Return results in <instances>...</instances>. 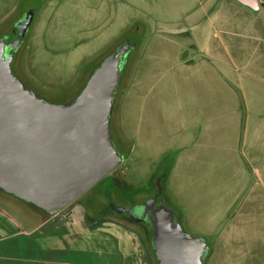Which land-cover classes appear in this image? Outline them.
Instances as JSON below:
<instances>
[{
  "label": "crops",
  "instance_id": "obj_1",
  "mask_svg": "<svg viewBox=\"0 0 264 264\" xmlns=\"http://www.w3.org/2000/svg\"><path fill=\"white\" fill-rule=\"evenodd\" d=\"M20 1L0 0V16L16 15ZM76 1L79 16L94 23L105 3L127 8L123 0ZM175 1L173 16L189 28L149 29L117 103L119 128L132 143L128 157H173L167 194L182 227L210 243L205 264H264V0L256 8L238 0ZM134 19L130 14L102 46ZM74 223L58 215L24 228L0 207V264H67L77 250L69 245ZM102 224L94 239L107 246L93 249L121 258L135 231L113 218Z\"/></svg>",
  "mask_w": 264,
  "mask_h": 264
},
{
  "label": "water",
  "instance_id": "obj_2",
  "mask_svg": "<svg viewBox=\"0 0 264 264\" xmlns=\"http://www.w3.org/2000/svg\"><path fill=\"white\" fill-rule=\"evenodd\" d=\"M252 8L256 0H238ZM25 10L0 37V189L54 214L79 198L125 159L110 127L115 93L134 44L116 45L92 70L71 100L37 95L12 71L14 54L35 15ZM15 39L10 41L11 37ZM110 210L146 224L158 264H205L202 236L187 233L161 190L131 207Z\"/></svg>",
  "mask_w": 264,
  "mask_h": 264
},
{
  "label": "rangeland",
  "instance_id": "obj_3",
  "mask_svg": "<svg viewBox=\"0 0 264 264\" xmlns=\"http://www.w3.org/2000/svg\"><path fill=\"white\" fill-rule=\"evenodd\" d=\"M119 2L117 1L116 4ZM113 4L102 5L98 23L88 21L81 14L79 16L76 0H21L18 2L16 15L11 14L6 17L1 15L0 37L6 34L3 32L5 27L17 16L19 9L22 11L29 8L36 9L32 24L24 36L23 42H26V46L18 55V60L22 58L28 75L33 79V82H30L18 73L26 88L50 101L65 102L71 99L80 87V80L77 83L75 81L78 78L81 62L101 50L109 35L121 22L129 20L130 14L134 18H139L133 20L140 23V28L133 33L142 39L146 38L149 29H175L179 26L189 28V24L173 16L178 10L175 0H123L121 4L127 8L116 6V9ZM124 16L127 18L124 19ZM147 21L149 24L146 23ZM261 21H263L262 28L258 35L261 37L260 40L264 36V18H261ZM40 85L50 88L41 91L38 88ZM55 89L64 90L56 92ZM149 161L147 158L136 157L134 153H131L117 168L91 188V192L97 194L100 205L98 213L102 214L101 218L83 212L68 214L67 211L77 208L81 199L54 214H47L0 189V205L15 214L18 224L24 228L36 221L42 224L55 216L69 215L70 220L75 222L69 230L70 239H75L70 241L69 245L75 249L72 248L70 251L77 250L69 257L67 264H107L105 260L108 259L114 260L116 264H154L153 258L141 242V235L134 229L137 236L134 235L130 250L122 251L121 258L116 257V252L109 251L102 254L93 249V246H107L101 239H94L99 237L94 236V233L105 230L102 220L116 216L117 213L115 214L108 207L110 202L131 207L150 198L156 192L159 186V175L163 173V170L155 169L157 164ZM232 167L234 168L233 163ZM230 173H232L231 167ZM138 185H142L141 191L132 192L131 187ZM247 191L246 186L239 194L240 198L246 197ZM259 194L260 199L264 200V192L260 190ZM163 199L168 202L165 197ZM237 206L238 203L234 209ZM27 215L32 216L29 218ZM119 215L124 219L128 218L124 213ZM183 229L186 231L184 227Z\"/></svg>",
  "mask_w": 264,
  "mask_h": 264
},
{
  "label": "trees",
  "instance_id": "obj_4",
  "mask_svg": "<svg viewBox=\"0 0 264 264\" xmlns=\"http://www.w3.org/2000/svg\"><path fill=\"white\" fill-rule=\"evenodd\" d=\"M139 21H132V23L130 25H128L127 27H125L115 38H113L110 42H108L101 50H99L95 55L90 56L88 59L84 60L81 62V68L78 74V78H76L77 80L75 81V83L78 82V80H80V87L78 88V91L76 92V94L72 97L74 98L79 91L81 90V88L83 87L85 81L87 80L88 76L90 75V73L92 72V70L98 65L99 61L108 53L110 52L116 45H118L119 43H121L124 40H127L130 44H134V48L133 51L131 53H129L128 57H127V62L123 68L121 77H120V81L115 93V100H114V104H113V109H112V114H111V120H110V127H111V132L113 135V139L116 143V145L118 146V148L120 149L121 153L125 156V158L128 157L132 143L131 141L125 136V134L121 131V129L119 128L118 125V120L116 118V111H117V103L119 102L123 89L127 86V83L131 77L132 74V70L133 67L135 65V63L137 62L139 55H140V51L142 48V44H143V40L145 38H141L140 36L137 37L135 35V33H133L134 30H137L140 28L139 26ZM13 38V36H12ZM26 46V42H23V44L20 46V48L17 50L16 55H15V62L17 64V70L18 73L21 74V76L24 78H26L28 81L33 82V79L28 75L24 63L22 61V58L20 57L18 60V55L19 52L24 49ZM14 73V72H13ZM15 75V74H14ZM16 77L17 74H16ZM20 79V77H18ZM74 83V84H75ZM39 90L44 91L50 87L47 86H38ZM53 89V88H52ZM51 89V90H52ZM64 89H55L54 91L56 92H60L63 91ZM39 95V94H37ZM71 98V99H72ZM69 99V100H71ZM157 164L155 169H162L163 173H161L159 176V186L157 188V190H161L163 197H165L168 201V203H170L172 205V209L174 210V212L176 213L179 221H180V217H181V211L179 210V208L176 206V204L172 201V199H170L168 197L167 194V188H166V184H167V180H168V176L169 173L171 171L172 165H173V157H160L155 165ZM132 188V192H138L141 191L142 189V185H138V186H134L131 187ZM21 200V199H20ZM23 201V200H22ZM25 202V201H24ZM27 203V202H25ZM37 209H39L38 207L34 206L31 203H27ZM2 209H5L6 211L9 212V210L5 207V206H1ZM42 212H44L42 209H39ZM45 213V212H44ZM116 214V213H115ZM15 217L16 215L13 214ZM126 215V214H125ZM104 216V215H103ZM127 216V215H126ZM128 217V216H127ZM113 219L131 227L134 230H137V232L141 235L143 242L146 245V248L149 252V254L151 255V257L153 258V263L154 264H158L154 253H153V249L150 245L149 242V228L146 224L143 223H136V222H132L129 218L124 219L123 217H120L119 214H116V216L113 217ZM210 251H211V245H210ZM209 251V253H210Z\"/></svg>",
  "mask_w": 264,
  "mask_h": 264
},
{
  "label": "flooded vegetation",
  "instance_id": "obj_5",
  "mask_svg": "<svg viewBox=\"0 0 264 264\" xmlns=\"http://www.w3.org/2000/svg\"><path fill=\"white\" fill-rule=\"evenodd\" d=\"M14 39H15V36H13V38L11 37L10 41H12ZM23 40H24V38H23ZM22 44H23V41H22L21 45ZM20 46L18 47V49L20 48ZM17 50H16V52H17ZM16 52L14 54L11 67H12V71L14 72L15 76L17 74V76L19 77L18 70H17V64H16V62L14 60L15 59ZM96 195L97 194H95L94 192H91V188H90L88 191H86L84 194H82L79 198H77L75 200V201H77V200L81 199V201L78 203L77 208H73L72 210L67 211V213H69V214L70 213L75 214V213H78V212H83V213L90 214V215H94V216H97V217H100L101 218L102 217V214H99L98 213V209L100 208V205H99V203L97 201L98 200L97 199L98 197Z\"/></svg>",
  "mask_w": 264,
  "mask_h": 264
}]
</instances>
